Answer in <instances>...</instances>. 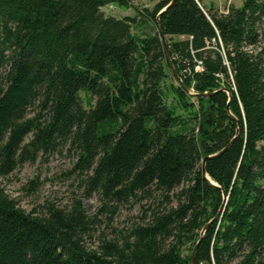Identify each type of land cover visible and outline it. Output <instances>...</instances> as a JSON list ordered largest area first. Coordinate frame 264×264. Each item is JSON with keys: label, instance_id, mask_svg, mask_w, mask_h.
I'll return each mask as SVG.
<instances>
[{"label": "trees", "instance_id": "16d2710c", "mask_svg": "<svg viewBox=\"0 0 264 264\" xmlns=\"http://www.w3.org/2000/svg\"><path fill=\"white\" fill-rule=\"evenodd\" d=\"M132 1L0 0V176L66 144L106 211L151 192L168 205L92 249L79 200L27 213L0 187V264H264V0L101 11ZM148 20L159 37L138 32Z\"/></svg>", "mask_w": 264, "mask_h": 264}, {"label": "rangeland", "instance_id": "374dc122", "mask_svg": "<svg viewBox=\"0 0 264 264\" xmlns=\"http://www.w3.org/2000/svg\"><path fill=\"white\" fill-rule=\"evenodd\" d=\"M161 1L133 0L129 8L110 4L102 7L101 11L105 15L115 18L135 17L138 20L137 11L148 10L151 12ZM200 2L206 11L211 8L214 12L225 13L229 7H240L243 0H200ZM148 22L152 27L146 29L140 27L138 32L153 29L154 34L157 35V29L152 21L148 20ZM157 36L159 37V35ZM182 39L184 38L164 36L166 44L168 41ZM166 82L167 85H176L175 77L171 73H168ZM166 95L167 102L177 108L172 93L166 90ZM80 97L85 106L87 96L80 93ZM190 100L196 102L195 98ZM177 113L183 118L187 117V113L178 108ZM33 115L34 113L30 111L29 116ZM75 162L76 154L74 150H69L66 144L47 153L40 151L8 176H0V187L27 213H41L46 205H54L68 210L74 200H79L87 217L94 221L90 237L87 236L84 239V245L92 249L96 248L99 238L112 239L119 233L125 234L132 225L148 222L153 208L163 209L168 205V202L159 193L151 192L145 195L140 194L135 200H129L127 203H118L111 207L110 211H106L99 195L97 193L89 194L86 190L84 176L74 170ZM172 205L174 206L175 203L172 202ZM111 210H115L114 213L111 214ZM188 247V245L185 246L184 253L188 252Z\"/></svg>", "mask_w": 264, "mask_h": 264}, {"label": "water", "instance_id": "95a60500", "mask_svg": "<svg viewBox=\"0 0 264 264\" xmlns=\"http://www.w3.org/2000/svg\"><path fill=\"white\" fill-rule=\"evenodd\" d=\"M173 1H174V0H172V1H171V2H170L165 8H163V10H162L161 12H163L164 10H166L167 7H169V6L173 3ZM161 12H160V13H161ZM159 34H160V38H161L162 41H163V47L165 48L166 46H165L164 36L162 35L161 32H160ZM174 74H175V73H174ZM174 77H175L176 83H177L179 86H182V83H181L180 79H179L176 75H174ZM224 91L227 92V95H228V102H229V101L231 100L230 93H229V91H227V90H224ZM185 92H186L187 94H189V93H188V89H186ZM192 95L195 97L197 94L194 93V94H192ZM203 96H204V95H203ZM228 107H229V106H228V103H227V106H226L227 110H228ZM204 161H205V160H203V167H204ZM203 169H204V168H203ZM203 171H204V170H203ZM204 173H205V171H204ZM205 176H206V175H205ZM206 179L209 181L208 178H206ZM209 183H210L211 185L215 186L211 181H209ZM225 203H226V197L224 196V204H223V206L225 205ZM223 206L220 208V210H219V212H218L216 218L222 215V212H223Z\"/></svg>", "mask_w": 264, "mask_h": 264}, {"label": "built area", "instance_id": "2783aa9c", "mask_svg": "<svg viewBox=\"0 0 264 264\" xmlns=\"http://www.w3.org/2000/svg\"><path fill=\"white\" fill-rule=\"evenodd\" d=\"M195 70H196L197 72H199V71L201 70V68H200L199 66H197V67L195 68ZM188 93H189V94H187V95H189L190 97H194L192 94H194L195 91H194V89L192 88V86L188 89Z\"/></svg>", "mask_w": 264, "mask_h": 264}]
</instances>
